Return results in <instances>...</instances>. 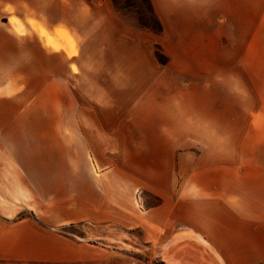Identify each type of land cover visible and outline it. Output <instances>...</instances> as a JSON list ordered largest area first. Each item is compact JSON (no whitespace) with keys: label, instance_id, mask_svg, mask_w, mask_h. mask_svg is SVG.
Returning a JSON list of instances; mask_svg holds the SVG:
<instances>
[{"label":"crops","instance_id":"obj_1","mask_svg":"<svg viewBox=\"0 0 264 264\" xmlns=\"http://www.w3.org/2000/svg\"><path fill=\"white\" fill-rule=\"evenodd\" d=\"M151 1L166 30L168 22H184L172 14L174 0ZM57 6L66 16L51 19L46 11ZM30 18L53 37L66 27L76 52L47 44ZM92 21L95 34L115 25L119 44H130L97 54L127 60L90 61L95 52L86 51L80 30ZM163 67L144 69V84L132 83V21L111 0H0V115L14 104L20 133L32 135L47 119L60 133L53 144H63L0 146V154L9 156L4 160L20 179L30 178L27 165L64 167L66 176L61 191L41 196L36 169L31 195H38L37 204L0 207V264H144L132 253L60 230L78 223L141 227L164 264H264L263 82L252 97L247 88L238 93L215 78L185 84L176 70L169 81L170 64ZM234 161L245 173L214 171ZM141 188L159 203L143 208ZM22 211L29 214L19 216Z\"/></svg>","mask_w":264,"mask_h":264},{"label":"rangeland","instance_id":"obj_2","mask_svg":"<svg viewBox=\"0 0 264 264\" xmlns=\"http://www.w3.org/2000/svg\"><path fill=\"white\" fill-rule=\"evenodd\" d=\"M111 1L116 13L132 21V68H134L132 83L144 84L146 79L144 69L154 71L170 64L164 76L169 81L173 80L172 72L176 70L177 78L185 84H191L193 81L206 83L215 78L219 82L232 85L235 90L238 89V93L241 88H247L252 97H255L258 91L256 87L262 82L264 84V0H174L172 14L178 15L179 18L184 16V22H168L166 30L155 11L163 25L161 34L155 33L142 23L143 21L153 23L152 13L146 8L145 0ZM46 15L51 19H58L66 16V13L57 6L54 10L46 11ZM196 16H200L198 23ZM210 18H215L213 24H210ZM11 20L15 28H23L18 17L13 16ZM29 22L42 33L47 44L58 47L63 45L70 52H76V42L66 27H57L56 36L53 37L35 19L30 18ZM96 27L98 23L92 21L80 30L88 38L83 39L86 51L91 54L95 52L89 56L90 61L111 64L127 60L128 56L97 54L102 48L130 44L128 40H121L124 44H119L115 25H108L109 31L98 34L94 33ZM44 32L48 34V39L45 38ZM57 62L59 68L60 56ZM74 70H77L75 64ZM14 108V104L7 103L0 115V126L3 124L8 126L4 133H0V146L63 145L60 141L53 144V140L60 138V133L59 130H55L54 134V131L49 129L53 123L49 124L47 119L41 121V129L36 132L37 134L20 133L21 120L12 118ZM62 123L63 119L58 118L57 125L61 126ZM250 153L256 158V152ZM6 157L9 158L6 153L5 156L0 154V207L5 210H15L26 204L30 206L37 204L38 195L35 197L31 195L33 186L36 185L31 182V174L36 169L40 174L36 186L41 196L49 189L61 191L64 188L66 180L64 167L27 165L25 169L29 171L30 178L24 176L20 179L14 175L12 167L7 165L4 160ZM236 163L234 161L232 167H216L214 171L232 176L245 173L246 167ZM221 181L224 182V179ZM218 185L223 186L224 183ZM139 193L143 196V208L159 203L158 196L146 188H141ZM28 214L29 211H22L19 216ZM60 230L78 240L99 243L132 253L141 258L144 264H164L156 255L152 243L144 240L141 227L119 224L103 227L97 224L78 223L61 227Z\"/></svg>","mask_w":264,"mask_h":264},{"label":"trees","instance_id":"obj_3","mask_svg":"<svg viewBox=\"0 0 264 264\" xmlns=\"http://www.w3.org/2000/svg\"><path fill=\"white\" fill-rule=\"evenodd\" d=\"M145 2H146V8L152 13L153 23H147L144 21L142 23H143V25H145L146 27H148L149 29H151L155 33L161 34L163 32V25L155 13L152 1L151 0H145ZM21 216L23 217L24 215H21Z\"/></svg>","mask_w":264,"mask_h":264}]
</instances>
